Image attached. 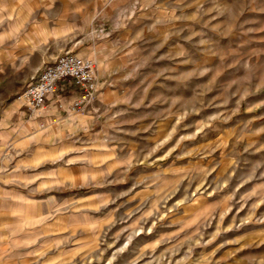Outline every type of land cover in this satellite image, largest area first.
Wrapping results in <instances>:
<instances>
[{"label":"rangeland","instance_id":"374dc122","mask_svg":"<svg viewBox=\"0 0 264 264\" xmlns=\"http://www.w3.org/2000/svg\"><path fill=\"white\" fill-rule=\"evenodd\" d=\"M0 264H264V0H0Z\"/></svg>","mask_w":264,"mask_h":264},{"label":"built area","instance_id":"2783aa9c","mask_svg":"<svg viewBox=\"0 0 264 264\" xmlns=\"http://www.w3.org/2000/svg\"><path fill=\"white\" fill-rule=\"evenodd\" d=\"M97 65L92 59L73 52L59 55L32 77L22 97L31 113L40 111L59 88L76 85L81 94L72 104V109L87 107L97 91Z\"/></svg>","mask_w":264,"mask_h":264},{"label":"crops","instance_id":"0c3cea01","mask_svg":"<svg viewBox=\"0 0 264 264\" xmlns=\"http://www.w3.org/2000/svg\"><path fill=\"white\" fill-rule=\"evenodd\" d=\"M98 87H99V82H98ZM68 89H69V87H68ZM68 91L71 92L72 94L71 93L69 94ZM68 91H66L68 93H66L64 91H62L61 93L59 92L58 97L56 99L54 98L53 95H51V97L49 98V101H47V103L49 102L47 104V106H46L47 109L46 108H44V109L42 108L43 110L40 113V114L44 113L43 119L46 120L47 118H49L50 116L55 114L54 110H57L58 107H62L65 110H70L73 107L72 104L79 97V95L81 94V91L79 90L78 87H75L73 92H72V90H68ZM96 93H95V95H96ZM92 102H93V100H92ZM46 110H47V112H46ZM51 111H53V114H51ZM77 119H79L81 121H84L86 119V117L77 116Z\"/></svg>","mask_w":264,"mask_h":264},{"label":"bare ground","instance_id":"6f19581e","mask_svg":"<svg viewBox=\"0 0 264 264\" xmlns=\"http://www.w3.org/2000/svg\"><path fill=\"white\" fill-rule=\"evenodd\" d=\"M80 56H82V55H80ZM97 86H98V83H97ZM37 112H39V111H37Z\"/></svg>","mask_w":264,"mask_h":264}]
</instances>
